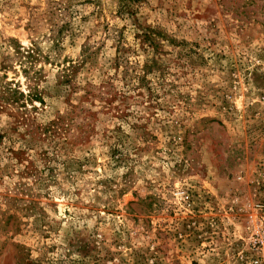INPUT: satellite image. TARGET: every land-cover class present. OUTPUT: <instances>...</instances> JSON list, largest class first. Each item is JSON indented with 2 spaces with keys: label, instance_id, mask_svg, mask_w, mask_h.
Listing matches in <instances>:
<instances>
[{
  "label": "rangeland",
  "instance_id": "obj_1",
  "mask_svg": "<svg viewBox=\"0 0 264 264\" xmlns=\"http://www.w3.org/2000/svg\"><path fill=\"white\" fill-rule=\"evenodd\" d=\"M264 264V0H0V264Z\"/></svg>",
  "mask_w": 264,
  "mask_h": 264
},
{
  "label": "built area",
  "instance_id": "obj_2",
  "mask_svg": "<svg viewBox=\"0 0 264 264\" xmlns=\"http://www.w3.org/2000/svg\"><path fill=\"white\" fill-rule=\"evenodd\" d=\"M256 264H260L258 260L256 261Z\"/></svg>",
  "mask_w": 264,
  "mask_h": 264
}]
</instances>
